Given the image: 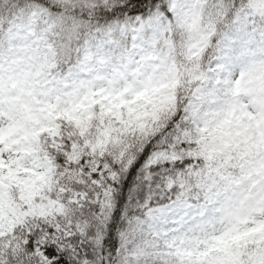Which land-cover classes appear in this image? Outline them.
Segmentation results:
<instances>
[{
    "label": "snow or ice",
    "instance_id": "1",
    "mask_svg": "<svg viewBox=\"0 0 264 264\" xmlns=\"http://www.w3.org/2000/svg\"><path fill=\"white\" fill-rule=\"evenodd\" d=\"M0 264H264V0H0Z\"/></svg>",
    "mask_w": 264,
    "mask_h": 264
}]
</instances>
